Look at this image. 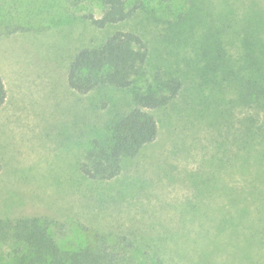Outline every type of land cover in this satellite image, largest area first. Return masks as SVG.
Listing matches in <instances>:
<instances>
[{
  "label": "rangeland",
  "instance_id": "374dc122",
  "mask_svg": "<svg viewBox=\"0 0 264 264\" xmlns=\"http://www.w3.org/2000/svg\"><path fill=\"white\" fill-rule=\"evenodd\" d=\"M226 1L233 11L221 21L226 5L231 9ZM243 1L133 0L141 8L132 18L99 29L88 17L103 14L102 0H0V74L8 90L0 107V218L47 216L66 249L102 235L138 234L147 237L146 246L138 237L141 251L160 249L174 255V264H264V198L229 202L230 189L244 183L234 163L213 162L212 198L198 196L189 179L212 170L205 160L217 150V130L208 125L220 120L202 98L208 89L198 90L201 64L191 58L199 59L218 31L237 60L240 37L254 35L239 14ZM118 29L143 36L150 75L162 66L187 81L173 103L151 109L156 141L117 177L93 180L80 161L112 118L131 108L132 93L115 87L79 93L68 83V67L79 49ZM231 109L235 119L256 115L247 106ZM192 204L198 213L188 212ZM152 235L160 237L158 248Z\"/></svg>",
  "mask_w": 264,
  "mask_h": 264
},
{
  "label": "trees",
  "instance_id": "16d2710c",
  "mask_svg": "<svg viewBox=\"0 0 264 264\" xmlns=\"http://www.w3.org/2000/svg\"><path fill=\"white\" fill-rule=\"evenodd\" d=\"M102 2L103 14L88 17L99 29L126 22L141 8V3L133 0ZM243 2L245 9L239 14L249 23L250 29L254 28V35L252 38L248 35L240 37L237 60L230 58L232 55L224 48V37L218 31L213 32L215 43L203 50L199 59L191 58L201 64L197 68L198 90L208 89L207 93L201 94L202 98L210 101L214 105L212 110L220 116L218 124L208 125L217 130V150L205 160L206 165L211 168L215 160L234 163L236 173H240L244 181L242 186L230 189L229 202H239V198L247 201L264 198V1ZM227 4L231 9L226 5L227 11L221 21H227L228 15L232 14L233 7L229 2ZM148 61L149 50L143 36L134 30L118 29L103 42L79 49L69 63L68 83L79 93L106 87L129 89L132 93L131 108L112 118L107 130L93 138L80 161L82 172L93 180L117 177L128 159L135 158L143 148L155 142L159 123L151 109L169 106L185 88L187 77L179 70L160 66L150 75L146 67ZM187 66L192 67L191 63ZM246 69L247 73H244ZM7 97L8 90L0 74V107ZM239 106L255 110L256 115L235 119L231 108ZM228 150L232 151L231 155ZM243 150L246 152L241 153ZM1 169L0 162V172ZM211 169L206 175L203 172L189 175L198 196L212 198L215 194L216 173ZM188 212L198 213L197 206L190 205ZM135 235L136 238L102 235L92 244L66 249L53 234L52 221L47 216L0 218V264L175 263L174 255L166 257L160 249L141 251L143 244L140 241L146 246L147 237ZM159 239L152 235V247L161 245Z\"/></svg>",
  "mask_w": 264,
  "mask_h": 264
}]
</instances>
